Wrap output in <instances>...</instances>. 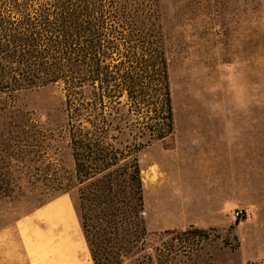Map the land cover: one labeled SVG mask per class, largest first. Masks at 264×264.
Listing matches in <instances>:
<instances>
[{
	"label": "rangeland",
	"instance_id": "rangeland-1",
	"mask_svg": "<svg viewBox=\"0 0 264 264\" xmlns=\"http://www.w3.org/2000/svg\"><path fill=\"white\" fill-rule=\"evenodd\" d=\"M119 6H157L174 113L173 132L159 138L152 128L168 127L153 106L139 120L122 107L125 119L114 123L124 132L109 133L118 146L143 144L146 253L157 257L144 264H264V0ZM15 100L0 116V184L22 188L0 196V264L8 253L29 264L17 224L69 194L71 132L80 126L60 85L25 89ZM190 225L205 233L183 234Z\"/></svg>",
	"mask_w": 264,
	"mask_h": 264
},
{
	"label": "trees",
	"instance_id": "trees-1",
	"mask_svg": "<svg viewBox=\"0 0 264 264\" xmlns=\"http://www.w3.org/2000/svg\"><path fill=\"white\" fill-rule=\"evenodd\" d=\"M119 2L0 0V116L22 90L57 84L66 92L70 117L80 126L71 132L74 181L62 188L73 199L94 264L157 258L146 253L153 246L145 244L138 155L143 144L118 146L109 139L112 130L124 132L114 123L125 119L122 107L139 120L153 106L168 128L154 126L152 137L164 138L174 129L157 6ZM17 188L22 187L2 183L0 196H12ZM203 233L196 225L183 231Z\"/></svg>",
	"mask_w": 264,
	"mask_h": 264
},
{
	"label": "crops",
	"instance_id": "crops-1",
	"mask_svg": "<svg viewBox=\"0 0 264 264\" xmlns=\"http://www.w3.org/2000/svg\"><path fill=\"white\" fill-rule=\"evenodd\" d=\"M68 215L63 221L64 214ZM22 250L29 264H94L70 194L38 207L17 224ZM10 251L9 246H4ZM3 249V250H5ZM13 254L1 264H15Z\"/></svg>",
	"mask_w": 264,
	"mask_h": 264
},
{
	"label": "built area",
	"instance_id": "built-area-1",
	"mask_svg": "<svg viewBox=\"0 0 264 264\" xmlns=\"http://www.w3.org/2000/svg\"><path fill=\"white\" fill-rule=\"evenodd\" d=\"M242 213H243V211H242V210H238V211L236 212V217H239V216H241V215H242Z\"/></svg>",
	"mask_w": 264,
	"mask_h": 264
}]
</instances>
